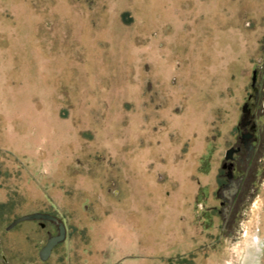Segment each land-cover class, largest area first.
Returning a JSON list of instances; mask_svg holds the SVG:
<instances>
[{
  "label": "rangeland",
  "instance_id": "obj_1",
  "mask_svg": "<svg viewBox=\"0 0 264 264\" xmlns=\"http://www.w3.org/2000/svg\"><path fill=\"white\" fill-rule=\"evenodd\" d=\"M3 203L0 264H264V0H0Z\"/></svg>",
  "mask_w": 264,
  "mask_h": 264
},
{
  "label": "water",
  "instance_id": "obj_2",
  "mask_svg": "<svg viewBox=\"0 0 264 264\" xmlns=\"http://www.w3.org/2000/svg\"><path fill=\"white\" fill-rule=\"evenodd\" d=\"M255 80V78H254ZM243 116L245 118L248 117V104H245L243 106ZM253 134L252 133H247L245 135L242 136V140L244 141L245 144L247 143H250V149L253 148ZM238 151V148H235V147H231L227 150L226 152V155H225V162L222 166L223 169H228L229 172H228V178H232L233 176V173H232V160L234 158V155L235 153ZM233 186H234V189H232L231 191H228L226 192V194L232 198V195H234L237 191V184L235 182H233ZM25 220H47V221H52L54 222L55 224L58 225V229H59V232L57 235H53L51 236L46 245L40 250V258L41 260L43 261H46L52 254L54 248L60 243L62 242L66 236H67V227L66 225L56 216L52 215V214H49V213H34V214H29V215H24V216H21L20 218L16 219L12 226H14L15 224H18L22 221H25ZM228 220V214L225 215V222L224 224H226ZM11 226V227H12Z\"/></svg>",
  "mask_w": 264,
  "mask_h": 264
},
{
  "label": "flooded vegetation",
  "instance_id": "obj_3",
  "mask_svg": "<svg viewBox=\"0 0 264 264\" xmlns=\"http://www.w3.org/2000/svg\"><path fill=\"white\" fill-rule=\"evenodd\" d=\"M248 104V117L245 118L244 116L241 119V126L240 128L242 129V134H241V140H242V136L247 134V133H252L253 134V148L250 149V143L245 144L244 141L242 140V146H236L235 148H238V151L235 153L234 158L232 160V173L233 176L232 178H228V169H223L226 171V182L223 185V194H224V201L221 202V205L225 204V201H228L229 206H231L232 202L234 201V199L236 198L237 194L239 193V191L241 190V186H242V182L244 179V175L240 176V177H236L235 176V171L238 169L237 166V157L238 155L243 151V149H246L248 154L253 153L256 150V142H258V138L255 137L256 135V124L252 119V108H254V106H258L259 105V99H258V93L256 92V95L254 96V101L253 104L251 105L250 103H246ZM240 163V162H239ZM233 182H235L237 184V191L234 195H232V198H230L226 192L231 191L232 189H234L233 186Z\"/></svg>",
  "mask_w": 264,
  "mask_h": 264
},
{
  "label": "trees",
  "instance_id": "obj_4",
  "mask_svg": "<svg viewBox=\"0 0 264 264\" xmlns=\"http://www.w3.org/2000/svg\"><path fill=\"white\" fill-rule=\"evenodd\" d=\"M259 142H260V140H259ZM256 149H257V147H256ZM255 151H256V150H255ZM255 151H254V152H255ZM254 152H253V153H254ZM253 153H251V154H248V153H247V155H252ZM7 205H8L7 203L0 204V208L3 209V208H5Z\"/></svg>",
  "mask_w": 264,
  "mask_h": 264
}]
</instances>
